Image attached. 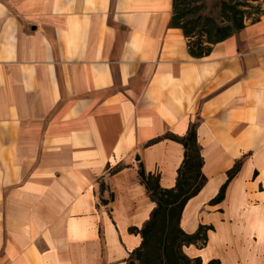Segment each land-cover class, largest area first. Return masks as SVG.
Segmentation results:
<instances>
[{
	"label": "crops",
	"instance_id": "obj_1",
	"mask_svg": "<svg viewBox=\"0 0 264 264\" xmlns=\"http://www.w3.org/2000/svg\"><path fill=\"white\" fill-rule=\"evenodd\" d=\"M171 14L172 0H0V264H127L155 206L138 163L172 187L184 149L149 141L192 122L207 180L180 227L212 228L184 253L264 264V13L202 58Z\"/></svg>",
	"mask_w": 264,
	"mask_h": 264
},
{
	"label": "trees",
	"instance_id": "obj_2",
	"mask_svg": "<svg viewBox=\"0 0 264 264\" xmlns=\"http://www.w3.org/2000/svg\"><path fill=\"white\" fill-rule=\"evenodd\" d=\"M217 4L215 17L205 11L201 0H172L170 24L182 30L192 57L209 55L215 44L259 21L264 13V0H218ZM196 129L197 123L192 122L183 136L166 133L149 141L152 144L170 139L180 143L184 149L183 159L177 169L175 184L168 188L161 186L159 174L146 173L143 165L138 163L140 182L155 206L141 228L130 229L140 234L141 242L130 252L127 264H220L218 259L203 262L199 256L190 258L183 251V247L190 244L204 246L207 232L212 228L200 224L195 232L187 233L180 227L181 212L187 200L197 194L207 180L202 172L203 159ZM241 163L242 159L227 171V178L210 200L211 204L223 199L227 185L239 171ZM121 167L119 164L110 172Z\"/></svg>",
	"mask_w": 264,
	"mask_h": 264
},
{
	"label": "rangeland",
	"instance_id": "obj_3",
	"mask_svg": "<svg viewBox=\"0 0 264 264\" xmlns=\"http://www.w3.org/2000/svg\"><path fill=\"white\" fill-rule=\"evenodd\" d=\"M201 1L204 4L205 11L211 12L216 17L218 13V4H217L218 0H201Z\"/></svg>",
	"mask_w": 264,
	"mask_h": 264
},
{
	"label": "water",
	"instance_id": "obj_4",
	"mask_svg": "<svg viewBox=\"0 0 264 264\" xmlns=\"http://www.w3.org/2000/svg\"><path fill=\"white\" fill-rule=\"evenodd\" d=\"M136 159H138V157H136Z\"/></svg>",
	"mask_w": 264,
	"mask_h": 264
}]
</instances>
